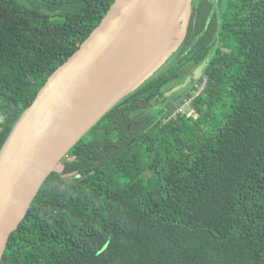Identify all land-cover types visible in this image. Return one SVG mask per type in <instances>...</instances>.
Returning <instances> with one entry per match:
<instances>
[{
  "label": "trees",
  "instance_id": "obj_1",
  "mask_svg": "<svg viewBox=\"0 0 264 264\" xmlns=\"http://www.w3.org/2000/svg\"><path fill=\"white\" fill-rule=\"evenodd\" d=\"M113 1L0 0V151ZM194 75V115L169 119ZM69 155L80 179L46 180L0 264H264V0H194L177 51Z\"/></svg>",
  "mask_w": 264,
  "mask_h": 264
},
{
  "label": "water",
  "instance_id": "obj_2",
  "mask_svg": "<svg viewBox=\"0 0 264 264\" xmlns=\"http://www.w3.org/2000/svg\"><path fill=\"white\" fill-rule=\"evenodd\" d=\"M166 1L114 0L77 51L52 74L9 134L0 151V263L11 234L66 155L174 53L169 51L170 41L188 8L181 45L190 24L192 0H185L174 30L149 70L111 97L104 96L103 77L121 44L133 28L153 23ZM197 78L188 77L168 96L190 93Z\"/></svg>",
  "mask_w": 264,
  "mask_h": 264
},
{
  "label": "bare ground",
  "instance_id": "obj_3",
  "mask_svg": "<svg viewBox=\"0 0 264 264\" xmlns=\"http://www.w3.org/2000/svg\"><path fill=\"white\" fill-rule=\"evenodd\" d=\"M185 5V0H167L160 6L153 23L137 26L129 32L103 77L106 98L143 76L155 63Z\"/></svg>",
  "mask_w": 264,
  "mask_h": 264
},
{
  "label": "rangeland",
  "instance_id": "obj_4",
  "mask_svg": "<svg viewBox=\"0 0 264 264\" xmlns=\"http://www.w3.org/2000/svg\"><path fill=\"white\" fill-rule=\"evenodd\" d=\"M194 0H192V2H193ZM188 12V8H186L185 9V11H184V13H183V15H182V17H181V20H180V25H179V28H178V30H177V34H176V36L175 37H173L172 39H171V41H170V46H169V51H176L178 48H179V46H180V42H181V40H182V38H183V36H184V31H185V19H186V13ZM178 36V37H177ZM178 47V48H177ZM174 54V53H173ZM172 54V55H173ZM171 55V56H172ZM170 56V57H171ZM166 62V61H165ZM164 62V63H165ZM163 63V64H164ZM162 64V65H163ZM171 91V90H170ZM169 91V92H170ZM166 96V95H165ZM164 96V97H165ZM164 97H161V98H159L157 101V104H162V103H165L166 102V100L164 99ZM176 100H178V98L177 99H173V102L176 104L177 102H176ZM169 109H171V106L169 107ZM150 120H147V122H149ZM117 141V140H116ZM124 142V140H123V138L121 137V136H119L118 137V141L117 142H115V145L116 146H120V145H122V143ZM120 143V144H119ZM115 147V146H114ZM114 147H110V148H108V149H103L102 151H101V153H102V155H103V157H105L106 155H108V154H110V153H112L114 150H116L117 148H114ZM50 179H53V180H55V181H57V182H54V184L56 185V187H54L53 186V188L54 189H56V190H54V191H58V190H61V189H63L64 187H66V186H69V185H71V184H73V183H75L77 180H79L80 179V175H79V173H77V172H73L72 170H71V168L67 165V164H65V163H63V162H61V164H59L58 165V167H57V169L50 175ZM58 183V184H57Z\"/></svg>",
  "mask_w": 264,
  "mask_h": 264
},
{
  "label": "built area",
  "instance_id": "obj_5",
  "mask_svg": "<svg viewBox=\"0 0 264 264\" xmlns=\"http://www.w3.org/2000/svg\"><path fill=\"white\" fill-rule=\"evenodd\" d=\"M206 87H207V78H204L196 85V88L191 93V95L187 99H185L183 103H181V105L177 108L175 112L172 113L169 119L173 117H177L180 114L186 115L187 117L193 116L195 113V110L193 108V102L206 91ZM65 158L71 160L69 154L66 155Z\"/></svg>",
  "mask_w": 264,
  "mask_h": 264
},
{
  "label": "clouds",
  "instance_id": "obj_6",
  "mask_svg": "<svg viewBox=\"0 0 264 264\" xmlns=\"http://www.w3.org/2000/svg\"><path fill=\"white\" fill-rule=\"evenodd\" d=\"M65 159V158H64Z\"/></svg>",
  "mask_w": 264,
  "mask_h": 264
}]
</instances>
